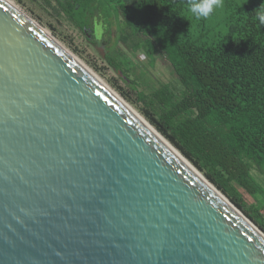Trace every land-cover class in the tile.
<instances>
[{
    "label": "water",
    "instance_id": "95a60500",
    "mask_svg": "<svg viewBox=\"0 0 264 264\" xmlns=\"http://www.w3.org/2000/svg\"><path fill=\"white\" fill-rule=\"evenodd\" d=\"M0 264H264V240L130 105L0 0Z\"/></svg>",
    "mask_w": 264,
    "mask_h": 264
},
{
    "label": "trees",
    "instance_id": "16d2710c",
    "mask_svg": "<svg viewBox=\"0 0 264 264\" xmlns=\"http://www.w3.org/2000/svg\"><path fill=\"white\" fill-rule=\"evenodd\" d=\"M41 1L87 38L99 19L105 29L99 44H110L106 51L121 60L106 58L124 71L131 65L120 45L143 50L151 66L165 56L176 84L159 82L148 95L139 93L145 118L264 231L237 190L264 208V186L253 174L264 179V0L226 4L220 30L206 22L210 0Z\"/></svg>",
    "mask_w": 264,
    "mask_h": 264
},
{
    "label": "rangeland",
    "instance_id": "374dc122",
    "mask_svg": "<svg viewBox=\"0 0 264 264\" xmlns=\"http://www.w3.org/2000/svg\"><path fill=\"white\" fill-rule=\"evenodd\" d=\"M11 1L24 10L146 121L147 119L144 116V111L149 110L145 108L144 100L139 93L143 92L145 95H148L150 90L154 86H157L159 82L176 84L171 66L165 56L161 54L156 56L155 63L151 66L143 50L133 53L120 45L124 56L129 60L131 65L129 67L130 71L123 70L127 68L126 66L121 69L122 67L119 68L111 64L106 58V54L114 57L117 54L113 50L106 51L110 47V44L104 46L99 44L105 32L102 25H97L101 23L99 19L95 26V31L92 33L94 38H87L69 23L65 17L58 16L52 8L44 4L41 0ZM243 1L244 0H210L208 17L206 20L207 24L213 26L216 30H220L221 26L224 24L223 17L226 4L242 3ZM119 19H122L121 16ZM112 22V31L115 32L116 25H114V21ZM94 39L98 40V44L93 42ZM116 57L118 60H121L120 56L118 57L117 55ZM132 83H135L136 86H133ZM148 124L152 126L149 122ZM154 130L156 129L154 128ZM253 174L258 182L264 186V179L262 176L256 171H254ZM237 190L241 194L242 201L248 213L264 226V208L259 210L257 208L256 199L243 189L238 188ZM256 227L264 234V231L258 226Z\"/></svg>",
    "mask_w": 264,
    "mask_h": 264
},
{
    "label": "bare ground",
    "instance_id": "6f19581e",
    "mask_svg": "<svg viewBox=\"0 0 264 264\" xmlns=\"http://www.w3.org/2000/svg\"><path fill=\"white\" fill-rule=\"evenodd\" d=\"M20 5V4H19ZM79 60V59H78ZM127 103V102H126ZM144 119V118H143ZM145 120V119H144ZM146 121V120H145ZM147 122V121H146ZM148 123V122H147ZM152 127V126H151ZM153 128V127H152ZM154 129V128H153ZM156 131V130H155ZM157 132V131H156ZM158 133V132H157ZM159 134V133H158ZM160 135V134H159ZM161 136V135H160ZM162 137V136H161ZM163 138V137H162ZM164 139V138H163ZM190 166L191 168L230 206L238 215H240L244 220L250 224V226L259 234L264 240V234L254 225L243 213L238 210L222 193H220L204 176L198 172L166 139H164Z\"/></svg>",
    "mask_w": 264,
    "mask_h": 264
}]
</instances>
